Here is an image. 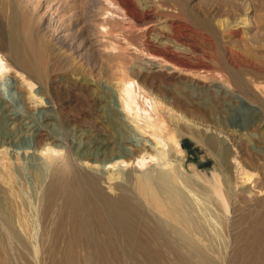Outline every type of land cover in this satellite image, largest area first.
Instances as JSON below:
<instances>
[{"label": "rangeland", "instance_id": "obj_1", "mask_svg": "<svg viewBox=\"0 0 264 264\" xmlns=\"http://www.w3.org/2000/svg\"><path fill=\"white\" fill-rule=\"evenodd\" d=\"M15 1L19 7L37 15L35 20L49 45L39 50L32 44L34 58L42 69L41 77L12 65L6 80H0V134L8 133L11 137L7 141L19 145L1 144L0 166L8 160H4L5 157H11L19 177L23 175L28 185L20 187L33 208V219L37 217L32 239L19 230L28 237L26 243L18 240L7 225H2L0 264H53V251H58L61 246L41 240V199L44 184L49 181L51 173L57 167H64L67 159H71L78 170L100 175L99 183L112 196L129 190L136 197L140 194L134 184L130 185L125 174L138 171L135 156L155 153L156 150L150 133L143 132L128 119L120 106L116 80L112 77L120 75L117 67L121 63L128 71L132 70L137 82L147 92L163 101L164 110L173 111L177 122L170 121L167 132L176 134L182 152L170 142L167 155L181 178L186 174L192 176L219 197L220 182L216 174L220 179L227 172L223 173L222 165L215 161L207 147L196 141L195 134L219 137L224 146L240 157L242 166L257 173L253 179L245 180V175L237 172L239 161L233 156L230 158L232 170L226 174L232 178L230 186L233 191L229 187L227 192L233 197L227 216L230 219L226 225L223 216L226 213H221L218 231H212L208 236V259L190 258L192 264H248V259L237 256L236 251L239 235L247 226L246 218L245 221L241 218L253 206L254 210L260 205L261 198L264 199V0ZM128 2L137 12L148 10V14L133 16ZM173 22L190 25L196 30L193 40L196 57L199 56L197 58L209 68L184 70L147 51L148 37L156 33L153 28L158 27V31L163 32L166 31L164 24ZM234 60L239 73L249 83V94L234 87L237 82L230 66ZM136 70L139 73H134ZM229 77L232 85L227 86ZM177 86L191 89V96H182ZM202 90L207 94L210 90L215 92L217 96L214 97L222 102L214 114L217 123L206 118L204 111L212 102V96H202ZM41 142L62 150L63 156L46 164L47 158L38 148ZM15 153L20 159H16ZM98 153L101 159L117 157L114 158L117 164L95 161ZM122 159L130 162H121ZM150 166L161 167L158 158L151 160ZM40 181H43L41 187ZM238 189L244 190V194L250 190L247 196L242 194L250 201L243 203L239 197L236 199ZM137 198L143 208L140 206V218H136L138 221L133 226V249L137 246L138 235L143 233L141 227L146 217L152 213L148 204L142 202L145 201L143 197ZM0 215V221L4 223L5 216ZM150 218L155 220L157 217ZM81 252L80 263L88 264L89 255L85 249ZM129 259L131 261L128 262L127 258L124 264L136 262ZM137 259L139 264L149 262L139 250ZM159 263L176 264L167 253Z\"/></svg>", "mask_w": 264, "mask_h": 264}, {"label": "bare ground", "instance_id": "obj_2", "mask_svg": "<svg viewBox=\"0 0 264 264\" xmlns=\"http://www.w3.org/2000/svg\"><path fill=\"white\" fill-rule=\"evenodd\" d=\"M16 2L15 0H0V80L3 82L8 77L12 65L28 71L35 77H41L42 69L39 67L40 63L38 64L34 58L32 46L34 45L35 48L41 50L42 47L49 45L43 38L38 21L35 20L37 15L19 7ZM127 5L130 14L133 16L144 17L148 14V10L141 11L142 13L137 12L131 2H128ZM163 27L166 31L160 32L162 30L158 31V27H156L153 28L156 32L154 36L151 37V35V39L148 37L146 49L149 53L162 56L165 60L184 70L194 71L205 67L209 68V65L204 66V63L197 58L199 56L196 57L193 43L194 34H197L196 30H193L190 25H178L175 22L166 23ZM229 57L227 56V58ZM233 62L230 66L235 72L234 78L237 82L234 87L249 94V83L239 73L237 61L234 60ZM117 68L120 70V75L113 76L112 79L116 80L118 99L125 116L131 119L142 131L150 133L154 140L155 153L145 152L135 156L134 162L137 164L138 171L125 174L130 185L134 184L138 190L137 193H140L137 197H143L145 201L142 202L148 204L147 207L152 212L150 215L153 216L148 215L146 217L144 226L141 227L143 233L140 232L138 235L137 246L133 249V226L134 222L138 221L136 218H140L138 214L142 212L141 205H139L141 201L138 200L132 190L121 191L116 196L108 194L99 183L100 175L78 170L71 159H67L65 166L55 168L49 181L44 184L39 222L43 229L40 236L41 240L61 246L57 248L58 251H53V264H81L82 260L80 259L83 255L81 250L83 249L89 255L88 264H124L127 258L128 262L131 261L129 258H132L136 260L133 264H139L137 263L139 262L137 259L138 250L144 259L149 260L148 263L142 262L141 264H160L159 260L161 257L165 258V253L176 264H192L191 256L206 260L209 257L207 256L209 255L207 247L210 245L208 236L212 231L217 230L219 220L222 217L221 213H226L223 215L226 217V225L230 219L227 216L233 197L227 194L229 187L231 188L232 178L230 179L226 174L232 170L230 158L233 156L235 160L239 161L240 157L233 154L229 147L224 146L219 137L195 134L193 136L196 141L206 146L215 161L222 165L223 173L227 172L224 177H219L220 179H218L219 174L215 173L220 182L219 197H215L214 192L211 193L210 190L206 189L205 184L202 185L192 176L186 174L181 178L177 168L172 165L167 155L170 142L174 145L172 147L182 152L178 146L176 134L167 132L169 122L174 120L177 122L173 111L164 110L163 101L153 93H149L150 91L147 92L137 82L136 77L131 72L132 70L128 71L125 64L121 63ZM136 72L139 73L137 70L134 71V73ZM226 80L227 86L232 85L230 77ZM177 87V91L183 92H181L182 96H191V89H187L186 86ZM203 94L202 96L208 94V96H212V102L204 111L206 118L216 122L214 114L218 110L221 100H217L214 97L217 96L216 93L211 90L208 94L205 91ZM7 134H0V140H4L3 142L0 141V147L1 144L18 147L17 142L7 141L11 137ZM38 148L46 156V164L63 156L62 150L48 146L45 142L38 143ZM17 153L15 154L18 160L20 155ZM99 155L98 153L95 156V161L113 162V165L118 162L114 159L117 158L115 156L101 159ZM129 155L131 154L129 153ZM10 158L5 157L4 160L7 161L0 166V214L5 216V224L0 221V231L2 225H7L18 240L26 243L28 237L21 231L29 234L32 239L31 233L35 227L34 219L37 217L33 219V215H35V213H31L33 208L25 198L24 191L23 193L21 191L20 186L22 184L28 187L24 176L20 175L19 177L14 162L10 161ZM155 158H158L161 167L153 168L150 166V161ZM122 161L130 162L124 159ZM238 166L237 172L244 174V179L247 181L253 179L257 174L244 165L242 166L240 161L237 168ZM39 183L41 187L43 181ZM230 190L233 191L232 188ZM236 191L241 192L239 189ZM242 192L239 195L235 193V198L239 197L245 203L247 200L250 201L248 197L246 200L244 196L249 194L250 190L246 191V194ZM258 202L261 204L258 205ZM258 202V206L254 210V206L252 207L250 204L252 210H247L248 212L243 215L244 218H241V220L246 218L247 226L239 235L240 240H237L239 243L236 251L237 256L246 257L248 264H264V199L261 198ZM239 204L241 203L239 202ZM133 210H136V214L133 213ZM150 217H157L155 220H158L155 221L154 218ZM19 230L21 231L19 232ZM40 237L38 236L39 240ZM63 248L64 250H62ZM57 252L58 255H56Z\"/></svg>", "mask_w": 264, "mask_h": 264}]
</instances>
